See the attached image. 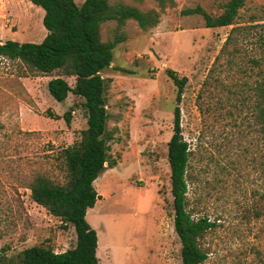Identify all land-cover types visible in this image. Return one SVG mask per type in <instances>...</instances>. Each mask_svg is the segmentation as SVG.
<instances>
[{"label": "rangeland", "instance_id": "obj_1", "mask_svg": "<svg viewBox=\"0 0 264 264\" xmlns=\"http://www.w3.org/2000/svg\"><path fill=\"white\" fill-rule=\"evenodd\" d=\"M173 1L147 31L130 20L100 25L101 41L115 34L124 40L100 73L109 80L113 166L93 181L99 198L85 213L96 233L95 256L98 264H181L166 160L177 106L190 152L185 209L211 224L198 241L202 264H264V124L254 93L264 82V0H244L232 25L211 29L200 15L181 11L198 6L214 18L228 0ZM117 2L157 10L153 0H109ZM42 15L27 0H0V42L39 43ZM167 70L186 79L178 105ZM56 77L73 87L62 69L40 75L0 56V251L8 264L32 246L61 253L75 243L73 228H62L29 192L35 176L64 184L61 150L86 127L82 98L68 94L57 103L47 93Z\"/></svg>", "mask_w": 264, "mask_h": 264}, {"label": "trees", "instance_id": "obj_2", "mask_svg": "<svg viewBox=\"0 0 264 264\" xmlns=\"http://www.w3.org/2000/svg\"><path fill=\"white\" fill-rule=\"evenodd\" d=\"M43 11L41 24L46 35L39 43L0 42V56L19 61L40 75L62 69L66 76L74 77L70 87L65 80L53 78L47 81L46 90L57 103L68 94L82 98L85 110V129L78 141L61 150L65 169V182L55 185L43 176H35L29 185L30 199L60 220L62 228L67 225L75 233L74 246L61 253L42 246L23 249L14 264H98L95 256L97 238L87 224L85 213L99 198L93 189V181L104 171L112 168L109 160L111 133L107 130L108 114L105 104V80L100 73L109 67L112 50L124 40L115 34L111 40L101 41L100 25L114 21L122 27L133 21L141 31H147L158 22V16L166 8L174 6L173 0H153L157 10L140 11L124 3L110 4L109 0H83L78 6L73 0H27ZM244 0H228L222 12L212 18L200 7L181 11L182 15L198 14L204 27L218 28L232 25ZM121 72L130 73L121 69ZM175 91V101L180 100L186 83L171 70L166 71ZM256 118L264 124V82L254 87ZM66 125L68 114L64 115ZM189 149L181 137L179 108L172 110V133L166 143V160L169 170V193L171 196L173 231L180 244L181 264H202L206 259L198 241L211 227L206 218L194 220L185 209L186 167ZM0 251V264L4 257Z\"/></svg>", "mask_w": 264, "mask_h": 264}, {"label": "water", "instance_id": "obj_3", "mask_svg": "<svg viewBox=\"0 0 264 264\" xmlns=\"http://www.w3.org/2000/svg\"><path fill=\"white\" fill-rule=\"evenodd\" d=\"M176 105H178V102H176Z\"/></svg>", "mask_w": 264, "mask_h": 264}, {"label": "crops", "instance_id": "obj_4", "mask_svg": "<svg viewBox=\"0 0 264 264\" xmlns=\"http://www.w3.org/2000/svg\"><path fill=\"white\" fill-rule=\"evenodd\" d=\"M97 247V246H96Z\"/></svg>", "mask_w": 264, "mask_h": 264}]
</instances>
